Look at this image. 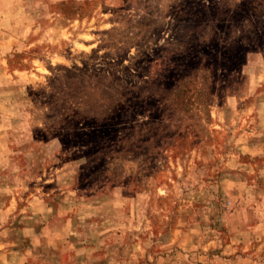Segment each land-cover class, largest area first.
Wrapping results in <instances>:
<instances>
[{
  "label": "rangeland",
  "instance_id": "1",
  "mask_svg": "<svg viewBox=\"0 0 264 264\" xmlns=\"http://www.w3.org/2000/svg\"><path fill=\"white\" fill-rule=\"evenodd\" d=\"M0 264H264V0H0Z\"/></svg>",
  "mask_w": 264,
  "mask_h": 264
}]
</instances>
